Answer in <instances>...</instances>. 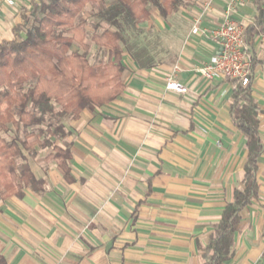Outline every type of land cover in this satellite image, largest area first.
I'll return each instance as SVG.
<instances>
[{
  "label": "crops",
  "instance_id": "1",
  "mask_svg": "<svg viewBox=\"0 0 264 264\" xmlns=\"http://www.w3.org/2000/svg\"><path fill=\"white\" fill-rule=\"evenodd\" d=\"M202 1L178 18L171 13L166 24L148 9L142 28L161 37L151 64L138 65L123 51V90L61 119L63 135L53 145L68 148L71 179L53 147L23 149V160L43 183L0 195V254L7 264H200L197 240L207 241L211 224L242 185L247 155L229 116L232 85L194 69L219 50L208 35L190 33ZM27 7L0 3V41L13 38ZM224 8V0H213L201 26L221 23ZM254 15L251 3L234 17L248 25ZM84 42L88 50L95 46ZM249 53L264 145V34ZM169 74L186 93L166 88ZM257 182L258 197L241 211L230 264H264V150Z\"/></svg>",
  "mask_w": 264,
  "mask_h": 264
},
{
  "label": "trees",
  "instance_id": "2",
  "mask_svg": "<svg viewBox=\"0 0 264 264\" xmlns=\"http://www.w3.org/2000/svg\"><path fill=\"white\" fill-rule=\"evenodd\" d=\"M103 0H31L22 8L20 20L13 27V38L0 41V131L10 124L17 132L10 137L0 135V195L20 193L25 187L42 185L36 179L23 149L33 144H47L43 127L28 130L45 122L58 137L63 135L61 119L82 109H92L113 100L122 90V47L124 34L134 31L149 14L150 2L159 5L166 17L183 0H111L101 6L98 19L111 27L92 31L89 40L108 51V59L91 64L85 23L78 20L82 9ZM253 22L244 28L243 37L248 51L257 36L264 34V0H253ZM127 45V44H126ZM134 45V44H133ZM77 46V47H76ZM135 46V45H134ZM138 65H150L152 54L145 48L127 46ZM253 58L250 59V80ZM233 84L229 116L245 139L247 155L243 164L242 185L234 188L232 200L227 201L219 219L211 224L207 241L197 240L200 264H230L235 234L239 230L242 209L259 195L257 171L264 145L259 133L261 109L252 95L250 81ZM55 120V123L50 120ZM21 128L22 135L18 132ZM54 157L65 178L71 179L68 148L52 145ZM18 159H21L20 161ZM38 190V189H37ZM0 264H7L0 254Z\"/></svg>",
  "mask_w": 264,
  "mask_h": 264
},
{
  "label": "built area",
  "instance_id": "3",
  "mask_svg": "<svg viewBox=\"0 0 264 264\" xmlns=\"http://www.w3.org/2000/svg\"><path fill=\"white\" fill-rule=\"evenodd\" d=\"M31 0H0V3L11 7H18L22 3H30ZM253 0H224L225 8L222 12V21L212 28L201 26L203 15L212 11L213 0H203L201 10L192 21L190 33L206 34L211 37L219 47V50L208 61L194 66L200 75L208 80L212 79H236L241 85L250 81V59L247 44L243 37L246 22L236 20L234 15L239 8L247 7ZM166 88L177 93H186L187 87L178 82L173 74L166 77ZM229 82V81H228ZM232 87L233 84L229 82Z\"/></svg>",
  "mask_w": 264,
  "mask_h": 264
},
{
  "label": "rangeland",
  "instance_id": "4",
  "mask_svg": "<svg viewBox=\"0 0 264 264\" xmlns=\"http://www.w3.org/2000/svg\"><path fill=\"white\" fill-rule=\"evenodd\" d=\"M197 0H183L181 4H179L176 8V10L172 13L175 15V17L178 18V16H182L184 10L188 9L189 5H192ZM111 2V0H103L95 5L88 4L85 6L82 11L80 12L78 16V20H83L85 23V29L87 31V37L89 39L90 33L92 31H100L103 28L111 27L107 22H104L100 19H98L97 13L101 6L108 5ZM148 9L152 11V13H155L159 15L160 18L163 19L164 24L167 23V21L171 18L170 16H162L159 12V5L150 2L148 4ZM163 24V25H164ZM125 42H121V47L123 51H128L127 46H132L133 48H145V51H148L147 54L159 51L160 43H161V37L159 33H157L154 30H145L142 28L141 22L138 23L137 28L134 31H128L124 34ZM91 42V41H90ZM127 44V45H126ZM135 46H134V45ZM93 45V44H91ZM77 47V46H76ZM87 57L91 64H101L104 63L107 60V53L106 50L101 47L92 46L90 50L87 52ZM56 119L50 120L55 123ZM43 127L45 136H42L41 139L44 140L47 138V144L50 149H52L53 141L55 138H61L56 136L54 133H52V128L47 127V125L44 123L40 125H32L29 126L28 130L36 131L37 128ZM48 129V130H47ZM14 134H17L16 130L9 124L8 130L6 132L0 131V135L3 137H10ZM18 135L21 136V128L18 132ZM56 136V137H55ZM54 151V150H52ZM20 161V159H18Z\"/></svg>",
  "mask_w": 264,
  "mask_h": 264
}]
</instances>
